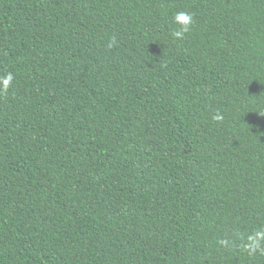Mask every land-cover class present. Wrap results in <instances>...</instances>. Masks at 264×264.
Returning a JSON list of instances; mask_svg holds the SVG:
<instances>
[{
	"label": "trees",
	"instance_id": "obj_1",
	"mask_svg": "<svg viewBox=\"0 0 264 264\" xmlns=\"http://www.w3.org/2000/svg\"><path fill=\"white\" fill-rule=\"evenodd\" d=\"M9 73L0 264H264V0H0Z\"/></svg>",
	"mask_w": 264,
	"mask_h": 264
},
{
	"label": "clouds",
	"instance_id": "obj_2",
	"mask_svg": "<svg viewBox=\"0 0 264 264\" xmlns=\"http://www.w3.org/2000/svg\"><path fill=\"white\" fill-rule=\"evenodd\" d=\"M176 20L183 25L182 31L176 32V36H182L183 32L188 31L189 25L191 24L192 17L184 12H180L176 16ZM12 74L9 73L7 76L0 78V90L6 91L12 81Z\"/></svg>",
	"mask_w": 264,
	"mask_h": 264
}]
</instances>
